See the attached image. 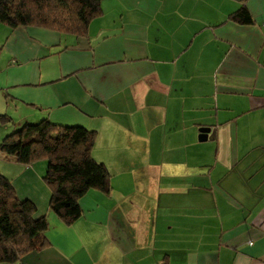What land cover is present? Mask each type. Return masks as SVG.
Returning <instances> with one entry per match:
<instances>
[{
  "label": "crops",
  "instance_id": "1",
  "mask_svg": "<svg viewBox=\"0 0 264 264\" xmlns=\"http://www.w3.org/2000/svg\"><path fill=\"white\" fill-rule=\"evenodd\" d=\"M242 5L251 23L229 17ZM101 7L83 37L0 23V143L45 117L88 127L112 184L66 225L46 162L0 151V173L48 218L49 245L15 264H264V0Z\"/></svg>",
  "mask_w": 264,
  "mask_h": 264
},
{
  "label": "trees",
  "instance_id": "2",
  "mask_svg": "<svg viewBox=\"0 0 264 264\" xmlns=\"http://www.w3.org/2000/svg\"><path fill=\"white\" fill-rule=\"evenodd\" d=\"M102 0H0V23L10 28L35 26L75 37L88 33L90 22L102 14ZM238 23H251L242 5L229 16ZM1 119L9 121L7 115ZM96 131L82 125L60 124L45 117L6 134L0 151L21 165L46 162L42 177L50 189L48 209L66 225L77 220L79 200L90 190L109 194L111 175L92 156ZM36 207L20 199L9 178L0 173V264H15L34 250L49 245L46 215L36 216ZM160 264H170L164 258Z\"/></svg>",
  "mask_w": 264,
  "mask_h": 264
},
{
  "label": "water",
  "instance_id": "3",
  "mask_svg": "<svg viewBox=\"0 0 264 264\" xmlns=\"http://www.w3.org/2000/svg\"><path fill=\"white\" fill-rule=\"evenodd\" d=\"M200 135H199V140H206L208 138H213L214 137V130H211L208 127L201 128L200 129Z\"/></svg>",
  "mask_w": 264,
  "mask_h": 264
}]
</instances>
